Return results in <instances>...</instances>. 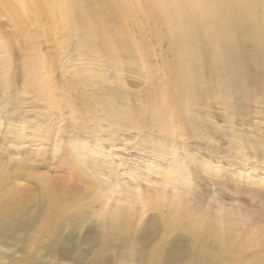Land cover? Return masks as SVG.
I'll return each instance as SVG.
<instances>
[{
  "label": "bare ground",
  "instance_id": "bare-ground-1",
  "mask_svg": "<svg viewBox=\"0 0 264 264\" xmlns=\"http://www.w3.org/2000/svg\"><path fill=\"white\" fill-rule=\"evenodd\" d=\"M147 29L155 43L168 44L170 53V58L155 66L149 62L153 52L145 38ZM43 42L52 43L49 52L43 51ZM74 51L88 71L70 70ZM58 69L60 81L55 76ZM125 71L146 78L144 100L139 96L134 100L123 90ZM17 74L22 75L25 90L49 111L60 113L67 108L71 123L76 118L71 97L78 88L88 87L91 94L96 89L102 94L87 98L82 92L77 99L106 111L110 130L195 135L204 126L197 114L209 112L212 103L230 120L244 116L253 105L264 106V0H0V82L9 90ZM109 79L113 86L107 84ZM105 95L110 96L108 101L103 100ZM164 181L170 182L168 174ZM44 187L48 209L38 233L55 234L70 205L51 184ZM127 194L131 196L125 197V205L117 203L99 214L104 246L129 235L120 243L128 251L127 263L181 264L183 255L191 256L195 250L201 255L184 264H243L247 259L264 264V227L246 228V222L235 219L237 215L222 210L193 217L179 195L167 196L162 190L146 197L139 189ZM136 202L142 211L166 209L167 213L140 232L136 220L141 211L133 207ZM80 213V206L73 209L74 215ZM18 214L17 205L0 208V240L25 228ZM162 224H168L169 232L185 225L192 245L176 241L167 248L166 239H161L143 251L140 245ZM210 239L215 249L205 245ZM56 243L53 248H58ZM255 249L260 251L246 255Z\"/></svg>",
  "mask_w": 264,
  "mask_h": 264
},
{
  "label": "rangeland",
  "instance_id": "rangeland-1",
  "mask_svg": "<svg viewBox=\"0 0 264 264\" xmlns=\"http://www.w3.org/2000/svg\"><path fill=\"white\" fill-rule=\"evenodd\" d=\"M134 34L139 39V32ZM145 38L152 45V65L170 58L166 42L155 43L148 29ZM42 45L44 52L52 49V43ZM73 56L70 70L88 71L83 58L75 51ZM18 58L16 52V63ZM61 72L56 71L57 81L62 79ZM122 74L123 90L134 95V100L144 98V75L131 71ZM107 84H113V80ZM82 92L87 98L102 94L98 89L91 94V88H78L71 97L76 105V118L71 123L67 108L60 113L52 108L49 111L44 102L27 92L21 74L9 90L0 82V208L17 205V217L25 223V228L0 240L1 264L28 260L38 264H142L127 263L128 251L120 243L128 240V234L122 241L104 246L99 221L105 208L125 205V197L131 196L127 193H137L138 189L144 197L157 190L167 196L179 195L193 217L216 215L222 210L223 214L237 215L235 219L246 222V228L264 227V106L253 105L244 116L230 120L212 103L209 112L197 114L204 121L197 134L181 136L135 128L110 130L107 112L77 99ZM104 98L108 101L110 96ZM167 174L169 183L164 181ZM46 184L63 194L70 205L55 234L38 233L48 209ZM78 206L81 213L74 215L73 209ZM133 207L141 211L136 220L140 232L167 213L166 209L142 211L139 202ZM157 231L140 245L143 251H149L161 239H166L167 248L176 241L192 245L185 225L169 232L168 224H162ZM56 242L58 248H53ZM132 244L129 240L128 246ZM205 245L216 248L213 239ZM200 255L195 250L191 256L184 254L181 264ZM243 264L253 263L247 259Z\"/></svg>",
  "mask_w": 264,
  "mask_h": 264
}]
</instances>
